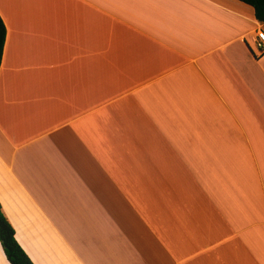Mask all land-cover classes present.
<instances>
[{
  "label": "crops",
  "instance_id": "1",
  "mask_svg": "<svg viewBox=\"0 0 264 264\" xmlns=\"http://www.w3.org/2000/svg\"><path fill=\"white\" fill-rule=\"evenodd\" d=\"M0 18V205L33 264H264L251 6L0 0Z\"/></svg>",
  "mask_w": 264,
  "mask_h": 264
},
{
  "label": "trees",
  "instance_id": "2",
  "mask_svg": "<svg viewBox=\"0 0 264 264\" xmlns=\"http://www.w3.org/2000/svg\"><path fill=\"white\" fill-rule=\"evenodd\" d=\"M251 6L254 10L255 19L264 23V0H238ZM5 37V27L0 18V61L2 57ZM0 243L4 254L10 264H33L14 236V229L4 216L0 205Z\"/></svg>",
  "mask_w": 264,
  "mask_h": 264
},
{
  "label": "built area",
  "instance_id": "3",
  "mask_svg": "<svg viewBox=\"0 0 264 264\" xmlns=\"http://www.w3.org/2000/svg\"><path fill=\"white\" fill-rule=\"evenodd\" d=\"M254 50L258 55L264 54V32L259 31L256 33V39L254 41Z\"/></svg>",
  "mask_w": 264,
  "mask_h": 264
},
{
  "label": "rangeland",
  "instance_id": "4",
  "mask_svg": "<svg viewBox=\"0 0 264 264\" xmlns=\"http://www.w3.org/2000/svg\"><path fill=\"white\" fill-rule=\"evenodd\" d=\"M259 31H263L264 32V28L263 29H261V30H257V32H259ZM252 44V48H253V50H254V48H255V46H254V43L252 42L251 43ZM255 51V50H254ZM257 55H258V53L257 52H255Z\"/></svg>",
  "mask_w": 264,
  "mask_h": 264
}]
</instances>
